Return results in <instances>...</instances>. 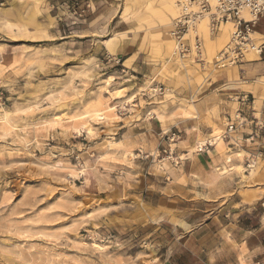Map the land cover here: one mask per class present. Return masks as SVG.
I'll use <instances>...</instances> for the list:
<instances>
[{
	"label": "rangeland",
	"instance_id": "374dc122",
	"mask_svg": "<svg viewBox=\"0 0 264 264\" xmlns=\"http://www.w3.org/2000/svg\"><path fill=\"white\" fill-rule=\"evenodd\" d=\"M167 8L164 0H121L93 23L86 16L73 25L52 0H0V264H209L186 232L201 219L192 211L207 207L226 179L264 166L221 175L243 169L244 154L221 141L198 152L238 107L210 86L224 73L229 83L258 75L264 83V56L218 69L200 26L206 64L182 60L167 49L179 16ZM114 19L129 30L116 34ZM254 96L262 110L264 95ZM178 116L212 131L179 147L164 134H180ZM138 151L152 157L136 159ZM197 156L212 162L200 178L184 165ZM177 208L188 213L186 230Z\"/></svg>",
	"mask_w": 264,
	"mask_h": 264
},
{
	"label": "crops",
	"instance_id": "0c3cea01",
	"mask_svg": "<svg viewBox=\"0 0 264 264\" xmlns=\"http://www.w3.org/2000/svg\"><path fill=\"white\" fill-rule=\"evenodd\" d=\"M120 1L84 0L85 3L90 5L87 15L88 20L93 23L104 9H108L111 4L119 3ZM164 2L168 4L166 0ZM167 10L171 12L169 4ZM171 14L173 13L171 12ZM177 14L178 10L176 9L175 15ZM110 26L113 29L118 28L116 34L119 35L126 33L130 27L126 21L120 19L116 21L114 19ZM260 27L262 29L259 30ZM230 32H232V27L227 29L228 35L225 41H227ZM222 33L223 29L219 37L213 40L210 32H208L209 39L214 41L215 56L222 45L219 41ZM256 33L264 37V19L258 22ZM207 46L211 50V46L208 43ZM247 59L250 64L257 63L260 60L258 56L252 54L248 55ZM227 76L228 73H224L223 78L225 80L213 82L210 86L212 91L217 92L222 99L228 101L230 96L239 93L264 95V83L260 82L259 79L261 77L259 75L253 76L257 78L256 80H252L251 76H245L244 78L249 79L241 80L240 82L233 81V83L227 81ZM246 87L248 88L247 92L245 91ZM262 111L264 113V104ZM174 120H176L177 131L180 133H176L179 142L175 145L179 147L182 143L194 142L199 132L202 135H209L212 131L211 125L201 122L196 117L185 118L178 116ZM212 121L216 125H221L220 120L214 119ZM176 127L174 124L171 125V129ZM170 132L168 131L164 134L169 136L175 133L173 131ZM261 144L264 150V138L261 140ZM215 151L216 149H213L212 153ZM203 160H205L203 156H197L196 161L185 163L184 165H186V169L191 175L203 176L208 171H212V162ZM262 161H264V156ZM236 166L242 168L241 165ZM236 170L235 168L234 171ZM177 200L178 202L180 201L179 198ZM188 200L202 202V199L189 198ZM207 204V207L192 211L194 215L199 213L201 219L196 226L189 229L191 231L186 230V227L191 222L186 220L188 213H186L187 211L184 208H177L174 215L178 220L179 228L186 230L187 233L189 232L190 239L192 238L196 246H198V251L203 253L207 251L209 264H264V166L256 174L246 175V179L241 176L231 177L230 180L226 179L224 188L211 193V199H208ZM161 213L165 218L172 216L171 213L166 212L164 209H162Z\"/></svg>",
	"mask_w": 264,
	"mask_h": 264
},
{
	"label": "built area",
	"instance_id": "2783aa9c",
	"mask_svg": "<svg viewBox=\"0 0 264 264\" xmlns=\"http://www.w3.org/2000/svg\"><path fill=\"white\" fill-rule=\"evenodd\" d=\"M58 8L67 11L75 25L77 20H84L90 10V5L80 0H52ZM179 16L173 21L170 35L175 41V54L182 60L193 59L205 65L203 38L196 34L193 44L188 36L194 31L198 22L204 18L209 20L212 34L221 31L226 23H233L234 30L227 45L221 50L216 65L223 69L242 63L250 51L264 56V39L257 43L252 37L256 33L258 22L264 19V0H179ZM55 8V4L52 5ZM120 63V61H118ZM124 71V70H123ZM238 107L233 114L227 115V123L216 141H207L198 152H206L221 141L238 156L243 155V167L246 172L254 171L263 160L264 150L261 140L264 138V113L256 107V98L248 93L234 94L229 97ZM176 133L168 140L173 141ZM161 152V151H159ZM169 158L175 160L170 149ZM151 155L138 151L136 159L148 160ZM232 162L231 160L229 161ZM179 164V161H177Z\"/></svg>",
	"mask_w": 264,
	"mask_h": 264
},
{
	"label": "bare ground",
	"instance_id": "6f19581e",
	"mask_svg": "<svg viewBox=\"0 0 264 264\" xmlns=\"http://www.w3.org/2000/svg\"><path fill=\"white\" fill-rule=\"evenodd\" d=\"M167 2H168V4H169V9H170V11L173 13V15H175V13H176V9L178 10V15H179V12H180V7H179V4H178V2H179V0H166ZM177 18V17H176ZM200 26L204 29V31H205V33H206V39H207V42L208 43H210V45H211V47H212V54L214 55V49H213V45H214V41L213 40H210L209 39V36H208V32H209V30H210V28H209V20H208V18H204V19H202V20H200L199 22H198V24H197V31L196 30H194V34H199L202 38H203V35H201L200 33H199V29H200ZM208 27V28H207ZM229 27L231 28L232 27V32H233V30H234V25H233V23H225L223 26H222V28H221V30L223 29V33H222V36L219 38V41H220V43L222 44L223 42H226L225 40H226V38H227V35H228V33H227V29H229ZM209 29V30H208ZM210 33H211V30H210ZM220 33H221V31H220ZM212 34V33H211ZM231 35H232V33H231ZM171 35H169V38L167 39V48H168V50H171V48H172V53L173 54H175V46H174V44L172 45V40H173V38L171 37ZM252 37L253 38H255L256 39V41H257V43L258 42H260L259 40L260 39H264V37L263 36H261L260 34H258V33H253L252 34ZM204 40V39H203ZM250 54H252V55H255V56H258V54L256 53V52H254V51H250L248 54H247V58H248V55H250ZM217 57H218V55H216V58L215 59H217ZM259 57V56H258ZM246 58V62H247V59ZM216 62V61H215ZM216 67H217V65L215 64V63H213ZM231 68H234L233 66H231ZM216 72V71H215ZM118 94V93H117ZM118 97H119V95H118ZM121 97V96H120ZM110 111H113V108H110L107 112H110ZM106 112V113H107ZM95 115L96 116H98V115H100L99 113H95ZM222 133V132H221ZM221 133L218 135L216 132L215 133H211L210 134V137H211V141H216L219 137H220V135H221ZM207 141H209V140H207ZM207 141H205L204 143H199L198 144V148H202L203 147V145L207 142ZM218 142H220V141H218ZM230 161V157H229V159H228V162ZM237 170H240V171H243L244 172V170L240 167V166H236L235 167ZM235 168H231V169H226L224 172H222L221 173V175H229V174H231V172L232 171H234V169ZM246 177V176H245Z\"/></svg>",
	"mask_w": 264,
	"mask_h": 264
}]
</instances>
